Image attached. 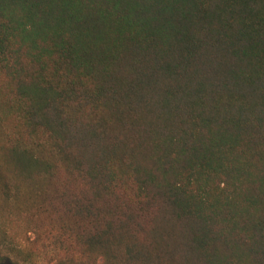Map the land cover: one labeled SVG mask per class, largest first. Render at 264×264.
Returning a JSON list of instances; mask_svg holds the SVG:
<instances>
[{
    "label": "trees",
    "instance_id": "obj_1",
    "mask_svg": "<svg viewBox=\"0 0 264 264\" xmlns=\"http://www.w3.org/2000/svg\"><path fill=\"white\" fill-rule=\"evenodd\" d=\"M264 264V0H0V264Z\"/></svg>",
    "mask_w": 264,
    "mask_h": 264
},
{
    "label": "rangeland",
    "instance_id": "obj_2",
    "mask_svg": "<svg viewBox=\"0 0 264 264\" xmlns=\"http://www.w3.org/2000/svg\"><path fill=\"white\" fill-rule=\"evenodd\" d=\"M19 264H26V263L20 262Z\"/></svg>",
    "mask_w": 264,
    "mask_h": 264
}]
</instances>
